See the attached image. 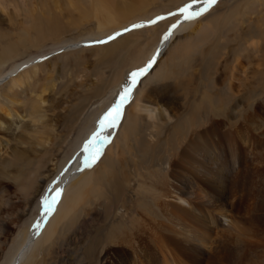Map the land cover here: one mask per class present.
<instances>
[{
    "label": "rangeland",
    "instance_id": "374dc122",
    "mask_svg": "<svg viewBox=\"0 0 264 264\" xmlns=\"http://www.w3.org/2000/svg\"><path fill=\"white\" fill-rule=\"evenodd\" d=\"M100 2L113 4L109 19L96 16ZM190 2L0 0V59L4 51L17 52L0 61V120L4 122L0 142L9 139L12 147L0 160V167L5 168L0 172V264L13 259L23 236L29 235L42 215L47 198L70 170L80 146L119 100L132 79L131 73L143 69L157 51L165 32L180 15L179 9ZM160 14L169 15L164 19L165 26L153 31L156 25H144L150 27L134 31L117 53L105 54L102 47H97L101 43L92 40L111 36L127 23L156 21ZM177 26L168 52L148 73L149 82L140 87L141 99L164 106L172 118L154 122L140 116L136 109L130 110L129 103L124 106L117 127L102 142L101 152L89 168L81 171L80 178L87 179L72 198H76L74 204L70 200L63 210L59 233L38 249L29 264H91L98 255L104 260L109 252L114 256L117 246L111 241L113 231L143 230L147 222L139 219L138 211L150 207L159 191H164L161 186L174 169L171 162L178 161L182 149L188 147L184 139L195 131H207L218 119L212 101L231 105V113L225 111V117H232L225 124L220 122L224 132L234 134L235 121L244 123L245 128L243 115L252 112L261 121L256 136L249 134V138L264 141V0H218L200 18L178 21ZM24 57L31 58L30 65L23 69L16 66L14 74L7 76ZM19 74L28 84L14 97L9 88ZM227 87L241 92H236L238 97L223 95L221 89ZM5 111L20 115L10 119ZM126 118L132 121L129 126ZM261 143L258 150H253L240 139L227 152L216 147L207 151L210 161L217 155L228 160L232 148L244 146L240 160L225 167L219 189L207 184L204 187L206 194L223 195L228 211L235 208L232 213L238 226L254 228L249 234L229 228L228 233H218L217 237L216 224H211L209 243L219 246V257L233 259L227 264H264ZM178 171L181 175L185 172ZM93 176L98 181L95 194L104 195L99 201L95 194H87ZM73 190L67 187L63 196ZM202 206L211 219L212 209L204 203ZM122 208L124 214L119 213ZM147 218L153 226L152 218Z\"/></svg>",
    "mask_w": 264,
    "mask_h": 264
},
{
    "label": "bare ground",
    "instance_id": "6f19581e",
    "mask_svg": "<svg viewBox=\"0 0 264 264\" xmlns=\"http://www.w3.org/2000/svg\"><path fill=\"white\" fill-rule=\"evenodd\" d=\"M112 5L113 4H103L102 2H100V6L97 10L96 16H98V18L104 17L105 19H109L112 14ZM202 7H204L202 3L196 2L193 5V10H200ZM206 12H204L202 15H204ZM202 15H200L198 18H200ZM167 16L169 15L160 14V16H158L159 19L156 21L154 20L155 23H152V19L142 20L134 23H127L128 25L124 27L122 26L123 28H120L118 31L114 32L117 34L119 33V35L114 36L112 39H108V37H110L108 36L105 37L107 39L103 37L105 40L101 39L100 37L92 38V40L96 43H98V41H104V43H101V45L97 47H102L105 54L110 55L115 52L117 53L119 48L123 50L124 46L130 41L129 36L134 33V31H138V29L141 28L150 27L144 26L149 23L156 25L152 28L153 31H156L160 27V25H166L167 22L165 23L164 19L167 18ZM121 17L127 18L126 15H122ZM174 20H172L174 21V23H172V21L170 22L172 24L170 28L165 32L157 51L150 57V60L144 67L147 69L146 73L137 78V83L132 88L129 99L121 108V115L124 106L129 103V107L131 106L130 110L136 109L140 112V116H143L148 120L157 122L163 119L164 121L169 122L172 118V116L168 112V109L164 106H161L160 104L154 102L151 103L150 101L147 102L149 99L145 101L141 99L140 87L149 82V79L147 77L150 74V71H153L159 65L175 39V29H177L179 26H177L178 21L182 22L185 19L183 18V15L180 14ZM133 25H143L144 27L134 28ZM174 25L175 27H173ZM180 26L183 28V25ZM169 33V38L165 40L164 37ZM101 34L102 33H99L96 36H100ZM89 43L90 42H86L84 44ZM72 50L75 49L72 48L71 51ZM16 54V50L4 51L0 61L4 60L6 57L10 58L12 55L14 56ZM29 59L31 58L24 57L19 60L16 63L15 67L7 72V76H9V74H14L13 71L16 66H18L19 69L28 67V65H30L31 63ZM150 61H152V63L151 66L148 67ZM167 62H169V59ZM26 73L29 75L30 72L27 71ZM5 80H7V78ZM2 82L3 80H0V84ZM11 82L12 85L9 89L13 92L14 97L18 95L20 91H23L28 84V80L25 79L21 74L14 77ZM131 82L132 79L127 86L131 85ZM234 89L235 87H227L226 89H221V93L223 95L227 93L231 96L238 97V93L236 92H239L240 90H237L235 92ZM228 98L231 99L230 97ZM133 102H137V105H132ZM253 107L250 108L252 109ZM231 109L232 108L229 102H221L220 100L212 101V110L216 111L218 119H214V121L211 123L212 125L210 126V128H208L207 131H195L191 134V137H189L188 139H184V141L186 140V144L188 145V147H184L182 149L181 157L178 161H173L171 162L172 164L169 163L172 168L174 167V169L172 170L173 173L167 175L168 178L165 179L164 185L161 186L164 187V191H159L158 197H156V199H153V203L150 207L141 212L138 211L139 219H142V222H147V224H145L144 226L142 225L143 230L139 231V233L142 232L143 234L140 235L139 233H136V230L134 229L135 224L132 225L134 230L128 231L126 228H124V230H114L111 240L117 246V248L113 249L112 255L114 256H109V252V254H106L108 258L104 260L103 256L95 255L96 257L93 258L91 264H227L233 260L230 259L231 257H219L221 254L219 246L212 247V245L209 243L213 231V228H211V224H216L215 226L218 229V232H216L217 237L218 233L222 236L225 235L229 228H239L245 234L251 233L254 228L247 225H245L244 227L238 226L237 221H235L236 218L232 213L235 208L228 211L226 204L223 202V195H218L216 197L212 192V194H206L204 187H206L205 185L207 184L212 189H219L220 185H222L221 181L224 178V172L226 171L225 167L229 165V162L232 166L234 162L236 163V161L238 162L240 160V156L242 154V150H244V146L232 148L231 152H228L230 153L228 160H224V156L221 157L220 155H217V159L212 156V160L210 161L207 151H209L210 149H214L213 147H216L219 149L225 148V152H227V148L235 144L237 145L240 139L244 145L248 146V148H253V150H255V148H258L259 143L262 144L261 142L264 141H261L262 139L259 138L260 140L258 139V141L260 142H256L257 138H249V134H252L255 137V133L259 129V119H255V115H253L252 112L243 115L246 124L245 128L244 123L238 125L237 122L239 121H235V125H232V127H235L234 134H228L224 132L222 130L220 122L225 124V120H227L228 117H232L229 115L225 117V111L230 112ZM240 110L241 112L243 111L242 109ZM4 115L10 119H14L15 117H18L20 113H11L10 111H5ZM120 118L116 121L115 127H112L108 125L107 122H105V126L103 128L101 127V124H99L97 129L93 130L89 134L86 141H84V143L80 146L70 170L66 174H64V177H62L58 187L55 189V191H53L50 197L47 198L46 202L47 205H50V209L46 206L45 202L42 215L33 226L29 235L23 236L22 239L24 241L16 252L17 255L15 254L13 259L11 261L9 260V263L7 264H29V262H31V258L36 256L38 249L42 245H45L52 239H54L55 236L53 235L55 233H59L58 231L61 222H63L64 219L63 210L66 209L65 207H67V204L70 203V200H72V204H74L76 198H72L76 195V192H79V186H81L87 179L80 178L81 171L83 172L85 169L89 168L90 164L95 160L93 159V157L96 158V153L101 152V149L103 147L102 142L105 140L108 134L117 127ZM126 120L127 125L129 126L132 121L130 120L131 122H129L127 118ZM260 121L261 120H259V122ZM3 127L4 122L0 120V132ZM97 134H99L100 137H104V139L96 138L94 140V137H96ZM0 137H2V135ZM90 141L92 142L91 144ZM261 147L263 146L261 145ZM11 148L12 147L10 146L9 139H6V141L4 142H0V160L5 159V156L9 154ZM18 150H15L16 153L18 152ZM262 150L263 149L261 148V150L259 151ZM263 152L261 153L264 154ZM16 153L14 155L15 157ZM14 165L15 164H13V166ZM178 169H183L185 171L184 174L181 175ZM232 169L234 168L232 167ZM0 172H5V168L0 167ZM90 182L92 188L90 190H87V194H95L97 189L96 186H98L96 177H90ZM108 184L109 186L113 185L112 183ZM233 184H230L231 188ZM70 186L73 187L74 190L66 193L63 196L65 189ZM236 186H238L237 181ZM95 195L97 196L98 201L104 197L102 193H98ZM53 201H55V203H53ZM202 203L212 209L211 219L207 215V213H203L202 209L205 208L202 206ZM83 210L84 212H87L85 208H83ZM120 212L124 214L125 209H120L119 213ZM147 216H150L152 218L154 222L153 226L151 225V223H149V219L147 218ZM197 222H199V224H197ZM197 227L201 228L198 229ZM250 244L252 245V243ZM47 245L45 247H47ZM250 247L251 246H249V248ZM182 254L187 255V257H180V255L182 256ZM33 264L36 263L33 262Z\"/></svg>",
    "mask_w": 264,
    "mask_h": 264
},
{
    "label": "snow or ice",
    "instance_id": "6c2138e0",
    "mask_svg": "<svg viewBox=\"0 0 264 264\" xmlns=\"http://www.w3.org/2000/svg\"><path fill=\"white\" fill-rule=\"evenodd\" d=\"M196 2H200L204 5V7H202L200 10H193V5ZM218 2V0H191L190 3L185 4L183 7H181L179 9V13L181 15H183V18L185 20H193V19H197L200 15H202L204 12L208 11L209 8L216 4ZM152 23H155V21H152ZM133 27H143V25H133ZM175 27V25L173 26ZM127 31V29H126ZM119 35V33L117 34ZM169 35H166L164 37V39H168ZM113 37H110L109 39H112ZM98 43H104V41H98ZM152 61L149 62L148 67L151 66ZM147 71L146 68L144 69H140L138 71H134L131 73V77H132V82L131 85L127 86L124 88L123 92L120 95L119 100L113 105V107L105 114L104 119L100 121L101 127L103 128L105 126V122L108 123V125L115 127L116 126V121L120 118L121 116V108L123 107L124 103L129 99V96L131 95L132 92V88L136 85L137 83V78L143 74H145ZM96 138L99 139H104V137H100L99 134L96 135V137H94V140ZM92 142L90 141V144ZM87 150V149H86ZM96 155L98 156L99 153L97 152ZM93 159H95V157H93ZM53 203H55V201H53ZM46 206L50 209V205H47L46 202Z\"/></svg>",
    "mask_w": 264,
    "mask_h": 264
},
{
    "label": "water",
    "instance_id": "95a60500",
    "mask_svg": "<svg viewBox=\"0 0 264 264\" xmlns=\"http://www.w3.org/2000/svg\"><path fill=\"white\" fill-rule=\"evenodd\" d=\"M142 76V75H141Z\"/></svg>",
    "mask_w": 264,
    "mask_h": 264
}]
</instances>
